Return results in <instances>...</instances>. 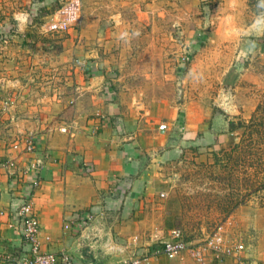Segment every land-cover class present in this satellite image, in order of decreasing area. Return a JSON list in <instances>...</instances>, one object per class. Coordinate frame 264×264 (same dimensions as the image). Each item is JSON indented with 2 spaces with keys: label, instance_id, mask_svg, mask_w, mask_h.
Masks as SVG:
<instances>
[{
  "label": "rangeland",
  "instance_id": "obj_1",
  "mask_svg": "<svg viewBox=\"0 0 264 264\" xmlns=\"http://www.w3.org/2000/svg\"><path fill=\"white\" fill-rule=\"evenodd\" d=\"M80 1L76 26L48 32L67 0H0L3 146L14 132L107 117L140 162L130 180L116 178L126 187L115 194L128 198L133 180L140 190L128 216L74 210L66 222L86 257L97 249L121 257L114 263L142 259L179 229L190 246L218 233L243 245L246 264H264V205L251 198L224 216L230 189L214 160L230 142L229 122L264 102V0ZM214 261L237 263L204 264Z\"/></svg>",
  "mask_w": 264,
  "mask_h": 264
},
{
  "label": "crops",
  "instance_id": "obj_2",
  "mask_svg": "<svg viewBox=\"0 0 264 264\" xmlns=\"http://www.w3.org/2000/svg\"><path fill=\"white\" fill-rule=\"evenodd\" d=\"M17 19L23 27L21 15H17ZM8 41V46H11L12 41ZM66 129V133L51 130L38 136L40 145L46 147L52 156V161L46 166L44 181L33 198L34 211L40 225L39 248L42 252L66 254L75 264H116L114 262L121 257L111 260L98 253L97 249L87 258L83 250L79 249L78 238L73 234L74 228L66 220L74 214V210L86 208L95 214L122 208L126 216L136 211L139 182L131 181V192L125 200L115 194L117 185L113 184L117 177L126 180L138 173L140 162L136 159L137 150L133 143H122L126 136H117V131L110 126L107 117L81 119ZM4 146L0 140V160L5 155ZM84 163L93 165L91 174H85ZM10 196L7 177L0 167V257L3 258L0 264H9L5 256H20L29 250L24 237L9 227ZM95 217L97 220L99 216ZM98 232L100 230L93 227L92 235ZM100 247L106 253L107 246ZM149 254L151 256L141 264H193L167 259L163 255L153 256L151 252ZM211 264L231 263L214 261Z\"/></svg>",
  "mask_w": 264,
  "mask_h": 264
},
{
  "label": "built area",
  "instance_id": "obj_3",
  "mask_svg": "<svg viewBox=\"0 0 264 264\" xmlns=\"http://www.w3.org/2000/svg\"><path fill=\"white\" fill-rule=\"evenodd\" d=\"M80 11V0H67L50 21L44 24V30L52 32L76 26L80 20ZM166 127V124L162 123L159 125V130L164 131ZM58 131L66 133L67 129L63 127ZM4 145L5 155L3 160H0V167L7 177L11 193L8 202V214L11 221L9 227L21 234L29 246L26 254L5 256V260L9 264H75L74 260L66 254L42 252L39 248L40 225L34 211L33 198L44 181L48 162L52 161L50 152L40 145L38 136L33 132H15ZM83 170L85 174H91L93 165L84 163ZM120 185L117 188L126 187ZM161 196L164 194L161 193ZM217 234L205 245L198 243L190 246L179 229L171 230L152 255H163L167 259L180 261L192 259L198 264H204L206 258L231 257L235 259L236 264H246L243 258L237 256L241 253L243 245L229 244L223 240L222 236H216ZM147 258L148 256L142 259L132 258L116 264H141ZM2 260L3 258L0 257V263Z\"/></svg>",
  "mask_w": 264,
  "mask_h": 264
},
{
  "label": "trees",
  "instance_id": "obj_4",
  "mask_svg": "<svg viewBox=\"0 0 264 264\" xmlns=\"http://www.w3.org/2000/svg\"><path fill=\"white\" fill-rule=\"evenodd\" d=\"M228 133L226 149L214 153L215 166L224 169L230 189L224 216L251 198L264 205V102L249 119L229 122Z\"/></svg>",
  "mask_w": 264,
  "mask_h": 264
}]
</instances>
